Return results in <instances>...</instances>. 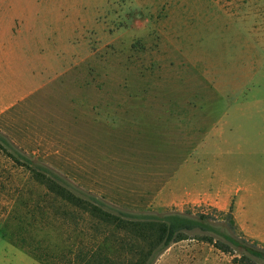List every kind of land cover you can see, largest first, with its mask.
<instances>
[{
	"label": "rangeland",
	"instance_id": "obj_1",
	"mask_svg": "<svg viewBox=\"0 0 264 264\" xmlns=\"http://www.w3.org/2000/svg\"><path fill=\"white\" fill-rule=\"evenodd\" d=\"M0 23L9 28L3 85L28 93L0 117V137L113 211L207 212L224 233L264 250L233 214L234 228L229 209L163 194L176 172L183 184L195 168L203 178L221 172L211 185L249 191L254 228L264 231V0L260 11L239 0H0ZM44 28L53 58L41 72L33 33ZM1 145L0 264L61 262L81 237L90 241L89 222L78 236L60 202ZM244 255L264 264L224 234L195 230L154 264H245Z\"/></svg>",
	"mask_w": 264,
	"mask_h": 264
},
{
	"label": "trees",
	"instance_id": "obj_2",
	"mask_svg": "<svg viewBox=\"0 0 264 264\" xmlns=\"http://www.w3.org/2000/svg\"><path fill=\"white\" fill-rule=\"evenodd\" d=\"M1 145L7 155L21 168L30 172L32 178L43 185L48 194L59 206L65 208L62 213L78 236L83 234L80 228L81 221L89 222L86 228L93 233L90 241L81 237L76 250H71L61 256V262L52 263L44 260L41 255L30 249L32 255L45 264H154L162 252L172 244L188 239L190 232L201 230L224 234L229 242L235 246L245 247L253 256L264 259V250L256 246L242 243L229 233H224L212 222V216L207 212L194 215L192 212L173 210L163 215H135L123 211H113L95 196H83L70 187V185L50 167L37 164L36 161L1 135ZM234 228H238L233 218V210L226 214ZM4 235L7 234L8 225L3 224ZM6 236V235H5ZM201 239L216 246L223 251H230L226 243L214 241L212 235L203 234ZM24 242L23 239L15 243ZM23 245V244H21ZM243 258V259H242ZM242 261L252 264V259L244 255Z\"/></svg>",
	"mask_w": 264,
	"mask_h": 264
},
{
	"label": "crops",
	"instance_id": "obj_3",
	"mask_svg": "<svg viewBox=\"0 0 264 264\" xmlns=\"http://www.w3.org/2000/svg\"><path fill=\"white\" fill-rule=\"evenodd\" d=\"M18 20V19H17ZM19 21V20H18ZM18 21L14 25H17V28L20 32L21 26L24 24V20ZM13 25V26H14ZM9 28L2 25L0 23V69L3 67L5 63V59L9 56L10 49L7 48L5 44V38L8 34ZM22 32V31H21ZM33 37L36 40V51L37 57L40 61L42 69H47L50 59L53 58V47L51 46L49 49H46L44 45H47L50 41L49 35L46 34L45 28L44 31L34 32ZM40 40V42L38 41ZM45 47V48H44ZM51 51V52H49ZM37 72V71H35ZM42 74V73H41ZM34 78H38L37 75ZM18 89L15 86L4 87L0 72V117L8 112H10L13 108L21 105V103L26 98L27 94H22L17 96ZM211 130L213 134H216L218 128L217 124L211 126ZM204 141L197 142L195 150L198 151L199 146L204 145ZM221 143H225L228 145H232L231 142L227 139H224ZM214 146L220 145V143L216 140L212 143ZM238 145H241L240 143ZM215 157L220 156L219 152L213 154ZM192 176L195 178L194 181H190L189 184H183L181 181V174L175 173L171 178H169L166 186L168 188L167 191H163V194L170 195L172 193V197L175 201H179L180 203H202L206 205L213 206L220 210H233V214L235 219L241 228V230L245 233L246 236L264 242V231L257 230L254 228L255 219L254 215L258 210L256 203L249 205L247 203V198L249 191L242 192L241 188H237L236 190L228 189L225 184L221 183L220 186L214 188L211 185V181L215 176L220 178L224 177L221 172L208 173L207 177L203 178L204 175H200V173L195 168L193 170ZM172 188V192L169 190Z\"/></svg>",
	"mask_w": 264,
	"mask_h": 264
},
{
	"label": "flooded vegetation",
	"instance_id": "obj_4",
	"mask_svg": "<svg viewBox=\"0 0 264 264\" xmlns=\"http://www.w3.org/2000/svg\"><path fill=\"white\" fill-rule=\"evenodd\" d=\"M239 7L243 11H247L250 8L260 11L261 0H239Z\"/></svg>",
	"mask_w": 264,
	"mask_h": 264
}]
</instances>
